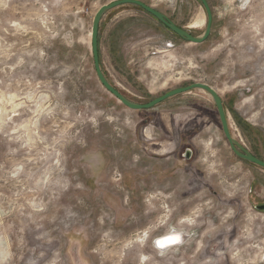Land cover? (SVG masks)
<instances>
[{
    "label": "rangeland",
    "instance_id": "obj_1",
    "mask_svg": "<svg viewBox=\"0 0 264 264\" xmlns=\"http://www.w3.org/2000/svg\"><path fill=\"white\" fill-rule=\"evenodd\" d=\"M115 1L0 0V264H264V170L234 154L212 97L133 111L100 84L89 34ZM138 1L205 30L198 0ZM207 1L199 45L133 6L108 13L103 72L139 104L208 85L264 161V0ZM169 232L185 241L163 253Z\"/></svg>",
    "mask_w": 264,
    "mask_h": 264
},
{
    "label": "water",
    "instance_id": "obj_2",
    "mask_svg": "<svg viewBox=\"0 0 264 264\" xmlns=\"http://www.w3.org/2000/svg\"><path fill=\"white\" fill-rule=\"evenodd\" d=\"M198 1L202 4L203 8L205 9V12L207 14V23H206L204 32L200 36H196V37L190 31H187L186 29L180 28L177 25H175L163 13L147 6L146 4L138 0H119L109 5L102 6L97 11L96 15L94 16L93 23H92V30H91V51H92L93 63H94V68H95L97 78L100 84L104 87V89L108 93H110L122 105H124L125 107L133 111H147V110L154 109L155 107L161 105L162 103L166 102L167 100L171 98L177 97L179 95L187 94L194 90H201V91L208 93L212 97V100L218 112L222 131L232 151L234 152V154L240 160L254 164L264 170V161L255 157L239 141L233 138L231 134V130H230V125H229V117L226 112L224 102L222 98L220 97L219 93L215 89L205 84L194 83L187 87H182V88L172 90L164 94L163 96L152 100L149 103L139 104V103L132 102L127 97H125V95H123L117 88H115L109 82V80L107 79L106 75L103 72L101 61H100L99 36H100L101 23L104 17L108 13L116 9L122 8L124 6H133L151 15L159 23H161L166 29L171 31L173 34L178 36L180 39L188 43L199 45V44L205 43L211 36L212 25H213V15H212L211 7L207 0H198ZM190 157H191L190 153L188 152L187 158L189 159ZM255 209L258 211H264V205L256 206Z\"/></svg>",
    "mask_w": 264,
    "mask_h": 264
},
{
    "label": "bare ground",
    "instance_id": "obj_3",
    "mask_svg": "<svg viewBox=\"0 0 264 264\" xmlns=\"http://www.w3.org/2000/svg\"><path fill=\"white\" fill-rule=\"evenodd\" d=\"M203 22H204V17L200 16L195 21L194 25L199 26V25L203 24ZM89 37L91 39V32L89 34ZM191 222H192L191 220L187 221V223H191ZM174 238H178V242H174ZM184 241H185V235L184 234L179 233V232H173V233L169 232L164 237L159 238L158 241L155 242V247L157 246L159 248V250H162L164 253V250H169L178 244L182 245L184 243Z\"/></svg>",
    "mask_w": 264,
    "mask_h": 264
},
{
    "label": "snow or ice",
    "instance_id": "obj_4",
    "mask_svg": "<svg viewBox=\"0 0 264 264\" xmlns=\"http://www.w3.org/2000/svg\"><path fill=\"white\" fill-rule=\"evenodd\" d=\"M174 242H178V238H174Z\"/></svg>",
    "mask_w": 264,
    "mask_h": 264
},
{
    "label": "flooded vegetation",
    "instance_id": "obj_5",
    "mask_svg": "<svg viewBox=\"0 0 264 264\" xmlns=\"http://www.w3.org/2000/svg\"><path fill=\"white\" fill-rule=\"evenodd\" d=\"M206 15H207V14H206ZM205 20H206V18H205ZM205 24H206V22H205ZM203 32H204V31H203ZM200 35H201V34H200ZM200 35H199V36H200ZM195 37H196V36H195ZM260 160H261V159H260Z\"/></svg>",
    "mask_w": 264,
    "mask_h": 264
}]
</instances>
